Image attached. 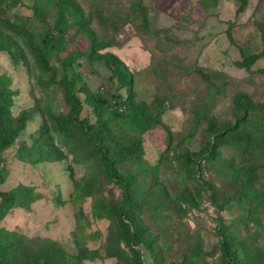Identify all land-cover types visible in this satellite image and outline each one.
Instances as JSON below:
<instances>
[{
    "label": "rangeland",
    "instance_id": "374dc122",
    "mask_svg": "<svg viewBox=\"0 0 264 264\" xmlns=\"http://www.w3.org/2000/svg\"><path fill=\"white\" fill-rule=\"evenodd\" d=\"M13 1L0 0V43L16 53L0 51V75L9 81L0 91H10L2 128L15 139L0 155L1 189L13 190L16 202L0 220V246L17 256L14 264H222L224 241L240 264H264V55L241 64L242 52L264 49V0H75L83 27L69 18L66 39L80 53L79 119L95 127L68 141L54 120L71 113L65 89L52 82L64 76L59 61L44 73L26 38L6 23L17 15L40 36L45 24L53 27L56 9L41 20L28 1ZM106 53L133 73L132 100L157 117L152 128L129 116L97 137L92 93L127 96L100 59ZM237 95L251 109L235 104ZM37 130L54 141L33 158L25 147ZM98 144L120 156L118 170L130 177L128 221L147 228L137 243L118 239L120 219L102 213L103 204L124 201ZM204 147L212 154L196 156L198 164L185 160Z\"/></svg>",
    "mask_w": 264,
    "mask_h": 264
},
{
    "label": "trees",
    "instance_id": "16d2710c",
    "mask_svg": "<svg viewBox=\"0 0 264 264\" xmlns=\"http://www.w3.org/2000/svg\"><path fill=\"white\" fill-rule=\"evenodd\" d=\"M29 2V7L33 11V17L37 19L44 20L46 15V10L49 7H54L56 9L55 21L53 27H48L46 24L42 31H40V36L26 26L20 23V17L16 15L17 20L11 21L8 18L6 23L8 27L14 29L15 31L22 34L27 41V47L32 55L35 57L37 65L44 73H50L55 71V68L51 65L53 58L59 61L60 66L63 69V78L60 80H55L52 78L53 83H57L65 89L66 99L71 105L70 116L61 117L54 116L55 122L60 125V131L64 135L65 139H78V134L76 130L79 128L83 129V133L89 136V130L95 127L94 124L90 123L89 119H79V115L83 110V106L78 98L76 92V86L79 80L76 79L75 72V62L80 57V53L75 50L69 49L70 40L66 39V33L69 28L68 19L72 18L76 21L77 25L83 27L84 13L82 8L78 5L75 0H14L13 6H20L21 4ZM55 31L57 33L55 34ZM95 46L92 47L89 54L93 52ZM6 50L14 57L16 53L11 50V48L5 43H0V51ZM261 55H264V49L254 54L253 57L250 55H245L242 52L244 59L241 64L250 67V65ZM105 63V65L111 70L113 76L119 84L120 88H126L127 96L122 99V95L118 92L113 94L111 98L105 97L101 92L92 93V99L89 101L94 106L95 115L98 122L97 137H108L111 134L110 125L114 120H125L129 116L137 117V125H145V129L152 128L156 124L157 117L153 115L152 112H147L146 107L139 106V104L133 99V73L128 69L126 64L119 59L115 54L106 53L100 56ZM9 81L4 75H0V86L7 85ZM10 94V91L1 90L0 91V153L1 151L9 148L15 139V134L11 131L3 130L2 125L5 122L4 103L6 98ZM245 97V98H244ZM130 99V102H129ZM245 95H237L235 97V104L246 106L248 111L251 106H247L248 102ZM249 101V99H248ZM3 103V104H2ZM110 114L109 118L106 119L105 115ZM247 112L238 117L234 125H229L227 129L237 130L247 117ZM139 121V122H138ZM84 135V136H85ZM29 138L33 141L32 147H25L28 153L34 158L40 150H52L54 139L46 136L45 130H37L34 133L29 134ZM89 141V140H88ZM96 149L100 153L101 162L105 168V171L112 182L117 184L122 189V198L124 201L123 207H117L115 205L103 204L101 206L102 213L109 217H117L120 219L123 228L119 229L117 232V238L127 241L129 244L137 243L138 241L147 238V228L140 227L137 229H132L130 222L128 221V212L132 209L134 203L131 198L130 190V177L121 174L117 167V161L120 159L119 155L111 156L108 149L105 147L97 145ZM212 154L209 147H204L198 152H186L185 160L190 164H198L195 159L196 156H206ZM3 157L0 155V199H2L3 204L0 209V220L4 215L13 207L16 202V194L13 190L4 191L1 189V185L4 182V165H2ZM36 161V160H34ZM190 175L192 178H196V168L190 169ZM222 248V264H240L231 250L228 242L221 243ZM17 256L13 255L6 246H0V264H10L16 263Z\"/></svg>",
    "mask_w": 264,
    "mask_h": 264
}]
</instances>
